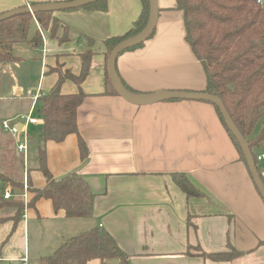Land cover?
Returning a JSON list of instances; mask_svg holds the SVG:
<instances>
[{"label": "crops", "instance_id": "0c3cea01", "mask_svg": "<svg viewBox=\"0 0 264 264\" xmlns=\"http://www.w3.org/2000/svg\"><path fill=\"white\" fill-rule=\"evenodd\" d=\"M64 1L70 0H0V14ZM157 4L152 36L142 47L116 59L120 81L138 95L156 90H204L205 74L185 41L176 1L157 0ZM106 5L104 11L79 8L53 12L62 25L55 36L34 19L28 36L38 31L42 44L15 43L12 49L19 59L0 62V76L10 72L13 79L7 91L0 80L1 92L12 93V107H0V120H11L18 128L24 123L20 117L26 116L32 105L31 115L39 120L25 127V153L17 149L23 133L12 134L1 126L9 139L0 132V173L22 182L25 205L21 215L13 218L15 209L4 201L11 200L15 191L0 179V264H23L22 258L27 264L36 263L67 238L95 227L112 235L126 255V264H264V201L214 108L181 99L135 105L118 95L104 94L108 60L104 40L124 34L141 12L140 0H106ZM63 26L67 27V40L59 41ZM21 44L31 48L25 49L28 54H22ZM88 49L92 61L82 82L65 78L59 84L61 94L81 91L85 95L76 123L87 156L80 158L76 134L61 142L45 143L50 174L59 179L77 173L94 193L89 217L66 218L55 213L47 199H39L35 207L26 206L32 197L26 185L41 188L45 184L37 158L42 119L33 95L51 90L60 72L79 75L81 54ZM27 60L36 66L32 87L26 83L31 72L21 67ZM11 63L18 67L17 73L7 71ZM30 135L37 140L33 151ZM253 150L256 156L264 154V142ZM257 168L264 180V160L257 162ZM174 172L185 173L200 194L186 196L173 182ZM6 190L12 194L8 199L3 197ZM37 221L41 225L35 233L41 242L34 253L30 229ZM232 249L239 254L229 260L207 256ZM106 263L121 264V260ZM89 264H101V260L92 259Z\"/></svg>", "mask_w": 264, "mask_h": 264}, {"label": "trees", "instance_id": "16d2710c", "mask_svg": "<svg viewBox=\"0 0 264 264\" xmlns=\"http://www.w3.org/2000/svg\"><path fill=\"white\" fill-rule=\"evenodd\" d=\"M175 1V8L182 13L185 41L205 74L206 86L200 92H207L221 99L231 120L248 143L257 166V156L253 149L264 142V0L260 2L259 0ZM140 2L141 12L132 27L120 36L104 40L106 58L116 44L137 35L144 29L149 17V1L140 0ZM80 8L104 11L107 9L106 0H95ZM52 13L44 11L34 14L23 13L1 20L0 62H15L19 59L11 53L15 43L28 42L34 47L42 44L38 31L31 39L27 38L29 24L34 19L40 28L49 30L50 35L55 36L56 30L62 25ZM151 36L152 34L148 39ZM58 39L67 40V27L63 26V33ZM143 44L144 42L128 48L120 54L136 50ZM91 61L92 50L88 49L81 54L82 67L79 75H73L69 71L60 72L58 83L37 98L36 107L42 119L39 128L41 142L38 145V169L44 175L45 184L41 188L26 185L32 193L26 205L28 207H35L39 199H47L51 202L54 212L61 213L66 218H86L91 214L94 193L87 181L74 172L55 179L46 167L45 153L47 141L61 142L68 135L76 134L80 158L84 159L87 156V146L78 134L76 123L77 109L85 95L81 91L75 94H61L59 84L65 78L77 84L82 82L88 74ZM105 77L104 94L117 95L108 77L107 64ZM121 83L128 91L136 94L122 81ZM178 100L180 99L169 101ZM200 102L210 104L214 108L240 160L250 174L239 143L227 128L218 107L207 101ZM258 121H261L262 127L257 135L252 136ZM171 178L186 196L200 194L185 173L174 172ZM0 179L9 182L14 188L15 196L4 202L5 205L15 209L13 218H17L25 205L21 197L23 184L1 173ZM262 181L264 182L263 179ZM238 254V251L232 249L231 252H218L207 256L213 260H229ZM92 259L101 260V264H107L106 261L110 259H119L121 264H126V255L112 235L98 227L74 234L52 253L41 256L36 263L29 264H89Z\"/></svg>", "mask_w": 264, "mask_h": 264}, {"label": "water", "instance_id": "95a60500", "mask_svg": "<svg viewBox=\"0 0 264 264\" xmlns=\"http://www.w3.org/2000/svg\"><path fill=\"white\" fill-rule=\"evenodd\" d=\"M93 1L95 0H70L64 2H50V3L27 5L25 7L14 9L0 14V21L10 18L14 15L23 14V13L34 14L36 12H41V11L55 12L62 10L77 9ZM148 1H149V17L144 29L137 35L125 39L119 42L118 44H116L109 54L107 60V72L113 89L115 90L118 96L128 101L129 103L135 105H148L155 102L165 101L170 99L207 101L216 105L224 119L227 128L230 130V132L233 134V136L236 138L237 142L239 143L243 156L246 160L251 178L264 201V182L262 181L260 173L258 172L256 163L254 161L248 143L246 142L242 134L239 132V130L231 120L223 102L218 96L207 92L182 91V90H156L152 93L138 95L128 91L121 83L116 71V59L118 55L122 51L134 47L147 40L148 37L153 33L154 28L156 26V22L158 18L157 0H148ZM21 126L22 124L20 123L18 125V129H19L18 131H20Z\"/></svg>", "mask_w": 264, "mask_h": 264}, {"label": "rangeland", "instance_id": "374dc122", "mask_svg": "<svg viewBox=\"0 0 264 264\" xmlns=\"http://www.w3.org/2000/svg\"><path fill=\"white\" fill-rule=\"evenodd\" d=\"M33 35H34V33L32 34L31 37L28 36V38L31 39L33 37ZM22 43H24V42H22ZM21 45H23V44H21ZM21 47H24L23 50L21 49L22 52H24L22 54H28L27 53L28 52L27 50L31 49L29 46H26V44H24ZM25 49H26L27 52L25 51ZM11 53L13 55L16 54V50L11 51ZM29 61L27 60L26 62H24L21 65V67L23 69H27V71H30L31 72V75H32L31 77H30V75L28 73L26 75V78L29 77V78L26 79V83L27 84H30L31 87H32V85L35 84L34 82L36 80V76H35V74H36L35 73L36 72V66H35V64H34L33 61H30V62ZM12 63H14V62H12ZM12 63H11V65H12L11 68L9 70H7V71H10L11 70V72L17 73L18 67H15L14 64H12ZM18 75H19V73H18ZM0 80H3L6 83V86L8 87L7 89H5V91H7L10 88V86L12 85V82H13V79H12V76L10 75V72H8L6 74L5 73H2V75L0 76ZM9 94H7L4 91L1 92V90H0V96H6V98L5 97H1L0 98V107H12V104H11V100L12 99H10V97L12 96V93H9ZM11 123H13V122H11ZM261 127H262V123H261V121H258L256 123L255 127H254L253 132H252V136L257 135L258 132H259V130L261 129ZM0 132H2V130H1V120H0ZM30 136L32 138V141L31 142H30L31 139L29 138V143L31 145L30 149H32V151H33L34 149H36L37 140H36V138L34 136H32V135H30ZM2 137H7V139H9L8 138L9 136L7 135V133H4V132H2ZM19 137L22 138L21 136H19ZM0 201H2V199H0ZM23 202H24V200H23ZM32 224H33V227L30 229V245H31V251H33L35 253L37 251L38 246L40 245V242H41V239H38V236L36 235L35 232L38 230V228H39V226L41 224H39L38 221L35 222V224L34 223H32ZM57 234H59V233H57ZM59 239H62V241H63V238L62 237H60ZM34 260L35 259H33V261Z\"/></svg>", "mask_w": 264, "mask_h": 264}, {"label": "built area", "instance_id": "2783aa9c", "mask_svg": "<svg viewBox=\"0 0 264 264\" xmlns=\"http://www.w3.org/2000/svg\"><path fill=\"white\" fill-rule=\"evenodd\" d=\"M260 2V0H259ZM39 94H35L33 95V103H35L37 101ZM33 105L31 106L30 111L28 112V114L26 116H21V119H24V123L22 124V128L20 131H18L17 125L15 122L11 123V120H2L1 121V126L3 128L4 131L10 132L12 134H17L22 132L23 133V137L24 140L22 142H20L17 146V149L19 152L25 153L26 149H27V141H26V126L27 125H31V124H38L39 120L36 117H33L32 111H33ZM257 161L260 160H264V154L259 155L256 157ZM12 196L11 192L9 190H6L3 197L5 199H8ZM22 263L23 264H27V259L26 258H22Z\"/></svg>", "mask_w": 264, "mask_h": 264}]
</instances>
